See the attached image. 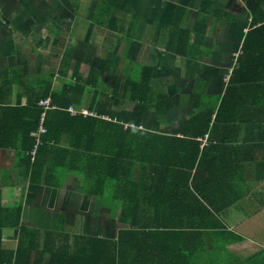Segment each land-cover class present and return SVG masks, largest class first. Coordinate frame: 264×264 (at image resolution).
<instances>
[{"label": "trees", "instance_id": "trees-1", "mask_svg": "<svg viewBox=\"0 0 264 264\" xmlns=\"http://www.w3.org/2000/svg\"><path fill=\"white\" fill-rule=\"evenodd\" d=\"M244 1L246 11L253 17L252 25L261 26L251 31L250 37L246 35L244 56L229 77L225 95L206 96L193 91L188 105L194 113L178 128L161 126L167 114L175 111L176 103L169 94H153V68L143 67L142 78L126 80L125 95L133 106L121 111L102 100L97 67L88 77L74 72L70 79L59 83L58 89L39 82L43 89L31 95L26 104L21 97L12 103L14 78L2 79L0 149H20L32 183L40 182L46 166L51 164L56 170L75 171L87 186L100 189L105 196L116 185L126 186L124 195L128 198H124L122 217L129 228L120 231L114 240L92 237L76 248L73 243H56L53 233L41 241L38 229L22 223V206H7L0 192V264H202L203 256L212 264L236 262L228 247L237 237L222 219L226 206L217 207L209 197V189L199 186L217 182L216 171L229 169L230 165L210 147L202 149L199 138L208 137V145L214 147L218 136L228 139L232 133L239 135L243 129L230 127L236 121L233 113L244 108L243 119L247 121L250 96L246 91L264 87V0ZM257 13L263 16L258 19ZM256 32L261 42L249 47L248 39ZM21 83V79L17 81ZM89 88L95 90V96L85 114L82 96ZM47 98L52 100L48 110L39 105ZM252 98V112L256 113L264 96ZM70 107L75 108L76 115ZM43 113L47 132L41 134V144L33 156ZM141 201H145L144 208ZM186 201L187 205L182 206ZM141 213L149 216L143 223L135 221ZM151 217L157 221L151 222ZM8 228L19 229L15 250L3 245ZM262 257L264 252L249 257L245 263Z\"/></svg>", "mask_w": 264, "mask_h": 264}, {"label": "crops", "instance_id": "crops-1", "mask_svg": "<svg viewBox=\"0 0 264 264\" xmlns=\"http://www.w3.org/2000/svg\"><path fill=\"white\" fill-rule=\"evenodd\" d=\"M109 1L72 0L70 5L74 15L86 17L82 20L84 22L76 24V31L81 28L92 32L96 30L100 41L107 46L118 47L117 63L125 55L131 57L128 61H140L136 66L131 62V66L126 65L122 70L119 68L122 75L123 72L128 74L124 82L130 78H142L143 67L153 68L150 83L153 94H169L176 103L175 111L167 114L165 127L178 128L189 114L194 113V109L188 105L189 95L193 91L198 95H225L229 77L244 54L246 35L249 33L250 37V32L261 26L252 25L253 17L246 11L244 0H116L112 4ZM19 11L14 13V19L5 22L12 25L15 33H9L7 27L0 23V32L7 31V34L3 32L4 35H0V39L11 40V45L4 41L3 46L13 50L12 55L0 57V72L3 75L0 76V83L6 72L11 74L15 84L11 88L10 99L15 103L21 97L26 104L31 95L43 89L39 82L58 89L61 83L58 80L68 79L64 67L69 63L71 65V61L62 57L61 35L53 31L57 29L52 24L53 20L63 11L60 2L56 10L41 13L35 21V29L27 34L22 32L23 24L15 21L20 15ZM2 12L0 10V15ZM30 13L28 10V15ZM97 15L99 17L95 21ZM262 16L257 13L258 19ZM20 36L21 40L25 38L26 43L33 44L30 51L32 56L26 60L19 58L20 52L15 48L19 41L16 37ZM75 37L71 36L70 40H75ZM248 42L249 47L254 48L261 42L259 33H254ZM43 45H50L48 53L40 49ZM94 67L92 65L87 69L85 77L91 75ZM168 69L172 71L168 73ZM96 70L100 78L99 68ZM74 72L77 71L73 70L72 74ZM78 73L79 76L84 75V72ZM20 79L22 83L17 84ZM162 81L174 85L164 90ZM211 84L219 87L210 88ZM157 87L159 90H156ZM246 93L250 96L246 114L248 120L243 119L244 108H237L233 113L236 121L230 125L234 129H243L239 135L232 133L228 139L218 136L213 141V144H217L214 147L208 145V137L199 138L202 149L210 147L214 154L220 155L230 165L229 169L216 171L215 175L219 176L217 182H203L199 186L203 190L209 189V197L217 207L226 206L227 213L222 219L237 237L228 247L236 256L234 264H259L264 257L245 262L249 257L264 252V102L258 105L257 115L252 112L255 106L252 97L264 96V87L248 89ZM121 94L125 96L124 99L128 98L125 91ZM132 106L118 109L113 105V109L121 111ZM161 126L164 128L163 123ZM19 151L0 149V192L7 206H22V223L38 229L41 241L53 233L56 243H73L76 248L92 237L114 240L120 231L129 228L122 217L124 198H128L124 195L126 186L116 185L108 190L110 195L105 196L99 193L100 189L87 186L75 171L56 170L51 164L46 166L42 180L32 183L28 163ZM140 203L144 208L145 201ZM187 203L182 202V206ZM204 203L213 207L207 201ZM148 218L141 213L135 221L143 223ZM153 221L157 220L151 217ZM167 222H173V219H167ZM111 224L114 225L113 231ZM18 237V228L6 229L4 247L15 250ZM37 257L35 254L34 258Z\"/></svg>", "mask_w": 264, "mask_h": 264}, {"label": "rangeland", "instance_id": "rangeland-1", "mask_svg": "<svg viewBox=\"0 0 264 264\" xmlns=\"http://www.w3.org/2000/svg\"><path fill=\"white\" fill-rule=\"evenodd\" d=\"M59 2L62 5L63 11L62 13L57 15L58 18L54 21L53 20V25L57 27V29H54L53 31H56L61 38V41L63 42V48L61 51L62 57L64 59H70V63L64 67V70L67 71V77L68 79L71 78L73 70L77 72H84V75L80 77L85 76V72L87 71L88 68H90L92 65H95V67L99 68L98 75L100 78L98 79L97 85L98 89H100V95L102 96V100L104 102H107L108 104H111L112 106L114 105L116 108H126L127 106L131 105L132 103H128L126 99H124L123 96H121V92H124L123 86L126 85V81L124 82L125 78L128 76V74L123 72L122 73L119 71L123 69L124 66L130 65V63H134V66L136 64H139L140 61L134 62V61H128L131 59L130 56L125 55L120 57L119 63L116 62L115 57L118 56V47H110V44L108 46L104 44L102 41L98 39L96 30L94 32L89 31L88 29H82L80 31H76V28L78 23H82L86 17H82L80 15L76 16L74 15V10L71 8V3L72 0H0V10L3 12L0 15V23L3 26L7 27V30L9 33H15L13 32V27L12 25H7L5 24L6 21L14 19V13L17 12L18 10L20 15L17 16L15 21L18 24H23L22 25V32H25L26 34L33 31L36 27V19L39 18L40 14H47L50 12L52 9L56 10ZM16 9V10H15ZM28 10L31 11V13L28 15ZM28 15V16H27ZM31 16L30 20L28 21V17ZM99 15L96 16L95 21L98 20ZM90 23V22H88ZM16 24V25H18ZM119 25V23H118ZM45 25H43L44 27ZM98 27V26H95ZM1 29V27H0ZM60 29V30H59ZM90 29V28H89ZM1 31V30H0ZM5 34H7V31H3ZM3 32H0V35H4ZM27 38V35H25ZM75 37L76 39L71 41L70 37ZM21 37H16L19 38V41H17L18 45L15 47L20 53H19V58L22 60L28 59L31 54V50L33 49V44L31 43H26L27 40L23 38L21 40ZM9 43L11 45V40L8 39H0V57H7L9 54H13V50L4 47V43ZM10 41V42H9ZM46 44V40H45ZM44 44V45H45ZM41 46V50L43 52L48 53L50 48L49 46ZM30 47V49H29ZM105 50V51H103ZM102 51V52H101ZM135 51V49H134ZM43 59V58H42ZM63 59V60H64ZM212 59V58H207ZM40 61V60H39ZM24 62V61H23ZM36 66H39V64H36ZM45 66V65H43ZM114 71V72H113ZM168 73L172 71V69L166 70ZM7 73V72H6ZM4 75V77L12 76L11 74L7 73ZM232 73V71H230ZM163 75V74H162ZM0 76L2 77L0 72ZM66 79L58 80L59 82H63ZM73 80H75L73 78ZM164 84V90L170 88L173 86L172 84H167L164 81H162ZM190 84V82H187ZM219 87V85L211 84L210 88H216ZM156 90H159L157 87ZM95 90L89 88L86 93L82 96L84 106L82 108L83 113H89L88 107L89 105L93 102V97L95 96L94 94ZM127 95V94H126ZM44 100V99H43ZM74 108V107H73ZM75 109V108H74ZM93 115H96L95 112H90ZM104 118L108 119V116H104ZM166 119H163V126L165 127L166 125ZM39 130V129H38ZM82 165H80L81 168ZM79 178H82L81 176L78 175ZM71 185L70 181L68 183ZM80 184V182H79ZM113 224L110 225L112 227L113 231ZM204 255H207L206 253ZM39 256V253L38 255ZM207 256H203L202 258V264H212L206 259Z\"/></svg>", "mask_w": 264, "mask_h": 264}, {"label": "built area", "instance_id": "built-area-1", "mask_svg": "<svg viewBox=\"0 0 264 264\" xmlns=\"http://www.w3.org/2000/svg\"><path fill=\"white\" fill-rule=\"evenodd\" d=\"M39 105L42 106L44 109L48 110L52 107V100L51 98H47V99H44V100H41L39 102ZM73 114H77V111L73 108V107H70L69 109ZM45 114L46 113H43V116H42V120L40 122V127H39V130L36 131V134L35 136L37 137V141H36V144L34 145L33 147V150L31 151L32 155L35 156L37 150L39 149V145L41 144V134H45L47 132V128L45 127L44 123V117H45ZM87 114V113H85Z\"/></svg>", "mask_w": 264, "mask_h": 264}]
</instances>
